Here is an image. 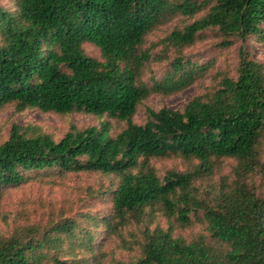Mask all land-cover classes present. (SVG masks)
<instances>
[{"label":"trees","instance_id":"trees-1","mask_svg":"<svg viewBox=\"0 0 264 264\" xmlns=\"http://www.w3.org/2000/svg\"><path fill=\"white\" fill-rule=\"evenodd\" d=\"M14 1V9L0 4V108L108 115L127 125L115 136L107 122L72 125L60 139L13 127L0 143V193L42 171L101 172L118 185L106 214L82 209L0 232V264H104L110 237L129 252L110 264H264V193L254 179L264 173V63L243 53L236 77L215 74L183 109L150 108L144 124L133 121L151 93L189 85L206 67L178 56L163 79L143 82L152 30L178 12L200 14L169 32L166 47L182 53L211 30L224 46L264 42V0ZM152 158L196 163L161 177ZM226 159L235 161L232 178L201 192L196 182ZM195 224L204 231L191 240L176 235Z\"/></svg>","mask_w":264,"mask_h":264},{"label":"rangeland","instance_id":"rangeland-1","mask_svg":"<svg viewBox=\"0 0 264 264\" xmlns=\"http://www.w3.org/2000/svg\"><path fill=\"white\" fill-rule=\"evenodd\" d=\"M0 4L8 9L15 8L14 0H0ZM200 14L191 18L178 12L164 24L152 30L145 39L143 49L150 51L151 60L143 70L142 81L152 85L154 80L163 79L172 71V61L183 56L184 60L203 66L196 79L176 91L168 94L151 93L144 99L133 116V121L144 124L148 117V110H159L163 107L183 109L186 103L195 96L207 93L214 83L215 74L229 73L236 77L241 64L243 53L250 58L264 63V42L256 37L247 40L234 39L230 46L221 44L223 37L211 30L199 38L195 44L179 53L175 48H167L163 43L165 36L176 27H183L198 18ZM90 56L101 58L100 51L90 43L84 45ZM210 63V64H209ZM209 64V66H208ZM110 124V135L115 136L127 122L108 115L96 116L88 113L73 112L60 114L43 112L39 108L18 110L15 104H7L0 108V143L5 142L13 127L20 126L21 131H39L60 139L70 130L72 125L79 128L89 126L101 127L103 123ZM195 163L182 158H152L151 164L161 177L169 170L192 171ZM235 161L226 159L220 171L212 178H202L196 185L203 192L212 185H218L222 179L232 178V168ZM34 179L18 186L9 188L0 193V232L10 234L20 225L46 224L52 219L60 218L61 214L73 216L77 211H95L106 214L112 206V191L118 185L114 175H105L101 172H32ZM258 191L264 193V173L254 176ZM165 223V221H163ZM204 231L203 226L195 224L193 228L178 229L176 235L191 240ZM104 239H100L99 243ZM106 252L104 264L111 260H125L129 252L118 246L114 238H106L102 247ZM80 252V250H78ZM96 253V251H95ZM100 252H98L99 254Z\"/></svg>","mask_w":264,"mask_h":264}]
</instances>
